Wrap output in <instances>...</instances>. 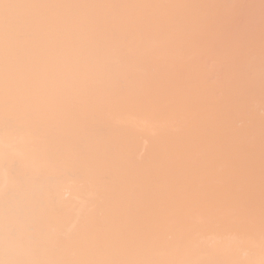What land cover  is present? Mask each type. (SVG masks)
Returning <instances> with one entry per match:
<instances>
[{"label": "bare ground", "instance_id": "1", "mask_svg": "<svg viewBox=\"0 0 264 264\" xmlns=\"http://www.w3.org/2000/svg\"><path fill=\"white\" fill-rule=\"evenodd\" d=\"M0 87L3 262L264 264V0H0Z\"/></svg>", "mask_w": 264, "mask_h": 264}, {"label": "rangeland", "instance_id": "2", "mask_svg": "<svg viewBox=\"0 0 264 264\" xmlns=\"http://www.w3.org/2000/svg\"><path fill=\"white\" fill-rule=\"evenodd\" d=\"M12 103L13 102L6 100L4 98V96L2 95V89L0 87V120L2 122H5L6 125L13 127L17 133L27 131L25 129L30 128L29 125H31L32 122L29 119L28 120L15 119V115H16L15 111H16L17 107L15 108L16 105H14ZM25 106L28 107V104ZM41 167L42 166L40 164L39 168L41 169ZM39 173L42 175V173H44V172L42 171ZM17 174H15V176ZM22 176L24 177V175H22ZM16 178L18 179V182L20 184L19 186L23 187L24 186L23 183H25V182H23V178L21 177V175L18 174ZM6 194H8V193H6ZM0 264H6L5 262H3L2 258H1V253H0ZM46 264H48V263H46Z\"/></svg>", "mask_w": 264, "mask_h": 264}]
</instances>
